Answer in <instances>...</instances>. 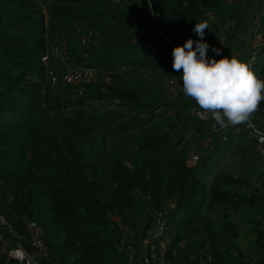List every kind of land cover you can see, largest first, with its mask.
Listing matches in <instances>:
<instances>
[{"label":"trees","instance_id":"16d2710c","mask_svg":"<svg viewBox=\"0 0 264 264\" xmlns=\"http://www.w3.org/2000/svg\"><path fill=\"white\" fill-rule=\"evenodd\" d=\"M127 1L0 0V215L12 227V241L35 249L26 229L31 220L44 247L34 258L38 264H128L115 247L117 223L131 227L145 212L141 234L149 214L169 201L172 239L164 246L165 259L264 264V196L257 185L264 168L253 182L247 173L223 169L214 171L210 181L202 179L211 152L205 151L207 145H189L181 135L188 123L202 135V124L211 121L191 112L196 105L189 98L176 93L168 98L158 81L162 73L181 75L173 71L172 50L189 38L200 39L192 31L197 22L227 30L243 7L233 10L234 0H151V8L148 0ZM255 1L254 8H264V0ZM125 20L131 25L123 30ZM73 27L78 34L95 33L101 48H82ZM157 31L167 39L153 37ZM255 32L263 48L252 69L264 78V32ZM248 40L242 42L245 55ZM53 52L63 56V62L57 58L61 67L93 70V77L78 81L82 91L76 99L41 90L47 70L41 56L51 58ZM122 64L147 72L93 85L99 72L118 79ZM87 99H103L109 106L87 112L67 108L71 101ZM254 114L264 115V102ZM219 132L230 134V127ZM190 151H197L194 161L188 159ZM197 162L205 167L201 170ZM243 181L252 184L249 192L239 191ZM239 219L253 236L241 234ZM6 229L0 227L2 238L11 235ZM18 233L20 238H14ZM148 257L147 264H161Z\"/></svg>","mask_w":264,"mask_h":264},{"label":"rangeland","instance_id":"374dc122","mask_svg":"<svg viewBox=\"0 0 264 264\" xmlns=\"http://www.w3.org/2000/svg\"><path fill=\"white\" fill-rule=\"evenodd\" d=\"M236 1V4L233 6V10L239 9V6H242L243 9H239V14L236 16H233L231 19L233 20V27L230 26L227 30L224 29L222 25L219 26V29L212 30L211 26H209V30H205V36L204 40L206 42L212 41L214 44H216L217 48L221 50V56H234V52L237 50H242V42L245 40L247 41V38H249V31L244 32L245 27L249 22H253L252 24H249L248 27L253 28L254 30H259L264 32V24H259V20L261 21V18L264 17V8L262 6H259L257 8H254L253 5L255 4V0H234ZM135 9H138V5L134 6ZM125 18L129 16V12L124 13ZM123 23V22H122ZM123 25V30L126 29L127 26L131 25L130 20H125ZM74 33L77 37V44L81 45L82 48H87L88 50H95V49H100L101 48V38L98 37L95 33H89L87 32L86 34H78V30L76 27H73ZM249 30V28H248ZM251 30V29H250ZM253 30V31H254ZM160 33V32H158ZM120 37H123V33H120ZM156 34V33H155ZM259 35L260 32H253V35ZM155 37V36H153ZM163 37L166 38V36L163 34ZM167 39V38H166ZM75 39H71L72 44L76 45V41L74 42ZM219 41V43L217 42ZM244 53V49H243ZM207 56L209 58H216L219 59L221 58L220 56H217L212 49H208L207 51ZM246 57L245 54H243V59ZM59 58L58 53L53 52V57H47L46 59V65L45 68L50 69L53 71L56 75V80L54 83H47L46 79H44V87L42 86V90L49 91L50 95H57L60 97H63L62 99L69 98V99H76L77 96L81 95H76L79 91L82 90H77L76 85L77 83L80 84L82 82H72L73 79L75 78H69L66 79L65 77L60 78V75L62 74V71L68 70L67 65H62L57 59ZM264 58V56H263ZM78 65H75L77 67ZM61 69V70H60ZM139 71H134L132 67H129L128 65L122 64L121 67H119L116 71L118 74L119 78L114 79L110 75V72L105 71V72H99L98 73V82L94 83L93 85H100L101 82L103 83H110L111 81H126L128 78H132L134 76H139L143 75L147 72L145 67H141L138 69ZM253 70V69H252ZM254 72H257V68L254 69ZM180 73V72H179ZM94 74V73H93ZM174 75L171 74V76H167L165 74H161L158 77V81L161 83V86L163 88V91L165 93L168 92V98H172L173 95L176 93L177 95H183L182 92V80H180V76L176 75L178 73H173ZM26 76H31V73L25 74ZM264 75V74H263ZM262 75V76H263ZM33 76V75H32ZM258 76V74H257ZM97 78V77H96ZM171 78V79H169ZM96 81V79H95ZM81 85V84H80ZM75 88V89H74ZM76 91V92H74ZM89 95L85 96L87 98ZM106 102L103 101V99H98L92 102V99H87L83 100L80 103H73L71 101V104L68 105L67 108H70L71 110H82L84 112H87L88 110H91L92 108L97 110L104 109L105 107H108L109 105H105ZM92 107V108H91ZM92 109V110H93ZM189 110V109H188ZM69 112L70 110H65ZM258 117V115L253 114L252 117ZM207 121V120H206ZM264 122V121H263ZM262 126L264 127V123H262ZM216 125L215 122L212 121L211 123H203L202 124V130L205 129L204 132H202V135H199L195 130L192 125L188 123V127L184 128V131L182 132V137L185 138L186 140L189 141V145L195 147L199 143V148H202L207 145L205 148V151L210 154V159L207 161V168L203 170L202 173V179L205 181H210L212 173L216 171L217 169H223L226 170L227 172L235 175L238 174L239 172H242L243 174H246V177H249V181L257 176L258 170H261L264 168V160H258L255 159L252 161V156L256 157V153L254 150V147L252 145V149H250V141L248 140V137L244 134V132L239 128L236 130L230 128V131L232 133L227 134L224 133L222 134L219 132V130H215ZM213 132L214 137L210 136V132ZM215 133H217L215 135ZM181 134V131L178 133V135ZM228 135V136H227ZM217 139L216 143L212 139ZM222 139V141H221ZM224 139V140H223ZM227 139V140H226ZM198 148V150H200ZM202 151V150H200ZM203 149V153L205 152ZM190 152H188L189 154ZM195 153V152H194ZM197 153V151H196ZM189 158V155H188ZM190 160V158H189ZM255 162V163H252ZM258 162V163H256ZM198 165L201 167V170L205 167L204 164L197 162ZM254 164H257V166H254ZM253 182V181H252ZM241 192H249L252 189V184L251 186L247 184L246 181H243V185H238ZM167 202V201H166ZM215 211V210H214ZM216 212V211H215ZM146 213L144 212L142 217H138L139 219L134 220L132 225L134 226H129L128 229H126V232L130 233L133 237L137 236L141 230H142V221L141 219L146 218ZM150 220H151V214H149ZM240 222V232L242 235H247L253 236V234L249 233V231L246 230V225L245 221L242 219H239ZM150 223V221H149ZM148 223V224H149ZM147 224V225H148ZM243 225V226H242ZM8 231V229H6ZM21 234H16L14 238H20ZM239 235L238 242L241 245H245V242H243V236ZM172 239L171 234H169L168 239L164 242H160L158 244L159 247V254L155 257V260L159 261L161 264L163 262H170L171 264H177V261H172L169 259L164 258V246L166 242H169ZM16 240V239H15ZM181 246L182 240H177L175 242V245ZM18 246H21L26 254L22 251L18 258H15V255L17 253V248ZM8 248H10L9 254L15 259V264H23L24 259L23 256L30 257L32 259L35 258L38 254L36 253L35 249H32L29 245L25 249L19 241H10L9 245H7ZM172 253H174L172 251ZM10 255L7 254L6 249H2L0 245V264H10L11 263V258Z\"/></svg>","mask_w":264,"mask_h":264},{"label":"clouds","instance_id":"9594fccd","mask_svg":"<svg viewBox=\"0 0 264 264\" xmlns=\"http://www.w3.org/2000/svg\"><path fill=\"white\" fill-rule=\"evenodd\" d=\"M148 4L151 8V0ZM206 29V22H197L192 31L200 39L189 38L173 48V71L181 73L183 95L200 109L201 119L211 117L220 129L245 124L264 102V78L238 57L221 56L219 48L204 40ZM210 47L221 58H209ZM41 59L46 61L47 55Z\"/></svg>","mask_w":264,"mask_h":264},{"label":"built area","instance_id":"2783aa9c","mask_svg":"<svg viewBox=\"0 0 264 264\" xmlns=\"http://www.w3.org/2000/svg\"><path fill=\"white\" fill-rule=\"evenodd\" d=\"M125 3H128V1L125 0ZM149 13L150 14L152 13L151 9L149 10ZM158 32L160 31H157L154 36L163 37V33L162 32L158 33ZM253 36L254 37H251L249 39L250 41L248 40L249 41L248 44L246 42L247 51H246V57L244 59V62L248 63L251 68H252V64L256 60L255 57L256 52L261 48H263L261 45L262 42L260 40V36L256 34H254ZM58 55H59L58 59L61 62H63V56L60 54ZM61 76L65 77L66 79L75 78L72 80V82L85 81L93 77V70L87 66H77V67L73 66L71 68H68V70H66L63 74H61ZM45 79L47 83H54L56 80V75L53 71L47 69L45 70ZM42 86L44 87L43 81H42ZM199 111L200 109L197 106H193L191 108V112L195 114L197 118L201 119L198 115ZM201 120H205V119H201ZM206 120H210L211 122L213 121L211 117H209ZM230 128H233L234 130L240 128L244 132V134L248 137V139L251 140L257 159L264 160V127L262 126L261 123H259L253 117H251V119L247 123L235 127L230 126ZM189 158L191 161H194L195 159L198 158V154L196 152L194 153V151H190ZM257 185L260 188V190L263 191V196H264V172L262 173L261 178L257 182ZM169 203L170 205L172 204L171 202L167 201L164 203V205L161 208L153 210L151 212L150 223L146 225L145 229L141 234H138L135 237H133L130 233L126 232V229L128 228L124 224L117 223L118 234L115 242V247L117 250L123 252V254L125 255V261L128 264H147V261L149 259L148 256H150L151 258H155L159 254L158 244L163 241L165 242L169 236V230L167 225L168 222L167 212L169 207H166ZM0 225L7 227L8 231L11 234L10 236L4 238L0 236V240H2L1 248L6 249L7 254L10 255L9 254L10 248H8L7 245H9V242L12 240V235H13L12 227L8 222L4 220V218L1 215H0ZM26 229L29 234L30 245L35 247V251L38 255L43 254L44 247H43V243L39 239L40 230L37 227L36 223L34 221L28 220L26 222ZM22 251L26 254L25 250L21 246H18L15 258H18V256ZM190 256L191 257L196 256V253H191ZM24 257L25 259L23 264H38L34 259L23 256V258ZM10 258H11L10 264H15V259L11 255ZM163 264H171V263L167 261V262H163Z\"/></svg>","mask_w":264,"mask_h":264},{"label":"crops","instance_id":"0c3cea01","mask_svg":"<svg viewBox=\"0 0 264 264\" xmlns=\"http://www.w3.org/2000/svg\"><path fill=\"white\" fill-rule=\"evenodd\" d=\"M249 29H251V30H248L247 28V31H249V32H251V31H253L254 29L253 28H251V27H248ZM254 31H259V30H254ZM253 31V32H254ZM253 32H252V34H249L251 37H254L253 36ZM249 38H247V40H248ZM244 42H245V40L243 41V44H244ZM243 44H242V50L240 49V50H237L236 52H234V56H236V57H238L239 59H241L242 61H244V59H243V49H244V47H243ZM253 71H254V69H253ZM256 74H259L258 72H255ZM260 119V121L262 122V123H264L263 121H264V115L262 116V117H260L259 118ZM261 123V124H262ZM230 133H232L231 131H230Z\"/></svg>","mask_w":264,"mask_h":264}]
</instances>
